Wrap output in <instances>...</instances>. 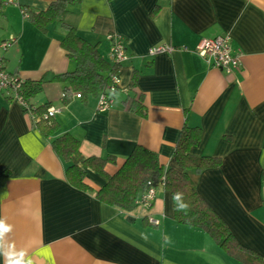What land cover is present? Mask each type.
<instances>
[{"label": "crops", "instance_id": "1", "mask_svg": "<svg viewBox=\"0 0 264 264\" xmlns=\"http://www.w3.org/2000/svg\"><path fill=\"white\" fill-rule=\"evenodd\" d=\"M55 5L65 13L44 32L27 21V12ZM62 24L97 45L109 63L105 37L115 35L125 47L127 61L118 65L117 92L104 114L96 113L99 95L61 101L63 76L75 69L60 47ZM9 35L15 42L3 55L6 72L42 81L29 104L63 109L51 120L56 133L45 138L0 94V219L11 225L0 264L12 244L33 264H239L207 234L176 224L162 188L149 209L121 212L95 198L105 180L94 171L83 169L89 189L71 186L67 165L51 148L68 134L81 147L71 165L111 156L108 176L137 146L165 170H178L173 152L185 126L201 132L191 157L221 161L217 169L189 173L197 195L241 248L264 259V0H11L0 17V43ZM225 36L241 61L230 74L196 54L201 40ZM162 46L171 51L151 55ZM148 216L159 225H149Z\"/></svg>", "mask_w": 264, "mask_h": 264}, {"label": "trees", "instance_id": "2", "mask_svg": "<svg viewBox=\"0 0 264 264\" xmlns=\"http://www.w3.org/2000/svg\"><path fill=\"white\" fill-rule=\"evenodd\" d=\"M7 1L0 0V17L3 15ZM64 13L63 5H55L50 6L45 12H27L26 18L35 28L44 32L47 25L62 17ZM62 29L65 35L60 41V47L73 62L75 69L72 73L63 76L67 86L63 88L61 101L64 104L68 103L71 94H76L83 103L100 94H107L113 98L117 89L112 94L106 91L112 85V77L116 76L118 65L106 61L99 54L97 45L88 44L76 36L71 28L62 24ZM41 85L42 81L37 84L24 82L23 97L29 101L39 93ZM137 102L139 104V101ZM49 106L50 104L44 106L42 111L34 109L38 115H42ZM131 109L132 104L129 110ZM33 126L45 138L51 137L57 131L56 125L51 121H41ZM200 136L201 132L198 128L185 126L181 130L173 152V160L178 170H165L156 155L137 146L112 176L104 172L106 165H115V159L111 156L104 159L89 157L81 163V166L71 165L73 158H80L81 147L80 143L68 134L54 139L51 148L67 165L65 179L71 186L79 190L89 189L85 183L83 169H90L104 178L105 185L94 194L103 205L121 212H130L136 207L134 203L146 190L147 184L156 190L162 188L171 197L176 224L207 234L220 250L239 264H264L262 257L241 248L235 242L226 225L197 195L189 173L199 175L206 170L217 169L221 165V161L217 158H194L189 155L190 150L198 144ZM161 178H164L162 187ZM261 183L264 205V168L261 173ZM176 193L182 194L183 202L189 205L187 210L175 209L173 196Z\"/></svg>", "mask_w": 264, "mask_h": 264}, {"label": "built area", "instance_id": "3", "mask_svg": "<svg viewBox=\"0 0 264 264\" xmlns=\"http://www.w3.org/2000/svg\"><path fill=\"white\" fill-rule=\"evenodd\" d=\"M11 0L6 2V5L10 4ZM106 42L109 44L108 54L109 61L113 65H120L127 61L125 54V47L121 40L115 35H107L105 37ZM230 38L217 37L212 39H203L196 47V54L199 58L204 60L207 65L215 70H220L226 74L236 72L241 67V61L239 55H231L229 49ZM15 42V37L9 35L7 39L0 43V94L15 103L22 111L27 112L30 115V119L33 125L41 121H51L57 114L63 109L57 104L50 105L46 108L42 115H38L35 109L29 104L23 97L24 81L16 75L9 74L5 70L3 55L7 52L12 44ZM171 50L167 47H159L151 50V55H157L161 53H169ZM117 89V78L112 77V85L107 89V93L112 94ZM113 105V98L107 94H100L97 100L96 113L104 114ZM164 178L160 180V186H163ZM156 189L150 184H147L146 190L137 198L134 205L142 209H149L154 201ZM147 222L149 225L157 227L159 222L148 216Z\"/></svg>", "mask_w": 264, "mask_h": 264}, {"label": "clouds", "instance_id": "4", "mask_svg": "<svg viewBox=\"0 0 264 264\" xmlns=\"http://www.w3.org/2000/svg\"><path fill=\"white\" fill-rule=\"evenodd\" d=\"M174 207L178 211L187 210L189 205L184 203L182 200V194L176 193L173 196ZM11 231V225L6 224L4 219H0V250L4 249L3 237L5 233ZM5 256V264H33L31 258H27V253L25 250L17 252L15 250V245H9L7 251H3Z\"/></svg>", "mask_w": 264, "mask_h": 264}, {"label": "rangeland", "instance_id": "5", "mask_svg": "<svg viewBox=\"0 0 264 264\" xmlns=\"http://www.w3.org/2000/svg\"><path fill=\"white\" fill-rule=\"evenodd\" d=\"M98 48V47H97Z\"/></svg>", "mask_w": 264, "mask_h": 264}]
</instances>
